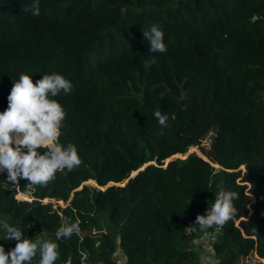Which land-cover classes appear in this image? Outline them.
Segmentation results:
<instances>
[{
    "label": "trees",
    "instance_id": "trees-1",
    "mask_svg": "<svg viewBox=\"0 0 264 264\" xmlns=\"http://www.w3.org/2000/svg\"><path fill=\"white\" fill-rule=\"evenodd\" d=\"M32 2L0 0V112L20 74L63 75L59 142L82 164L45 187L0 172V223L56 242L54 264H116L119 252L125 264H202L205 236L213 264H264V0H39L38 16L22 11ZM152 24L167 52L146 68ZM220 184L238 193L236 216L186 232ZM63 217L81 231L56 240Z\"/></svg>",
    "mask_w": 264,
    "mask_h": 264
},
{
    "label": "clouds",
    "instance_id": "clouds-1",
    "mask_svg": "<svg viewBox=\"0 0 264 264\" xmlns=\"http://www.w3.org/2000/svg\"><path fill=\"white\" fill-rule=\"evenodd\" d=\"M22 11L38 16L39 0H33ZM142 33L152 54L143 62L147 68L157 63L156 53L167 52V46L158 24H152ZM72 90V82L56 73L45 74L35 83L31 76L22 73L13 82L7 109L0 112V172L7 170V181L13 186L19 187V179H25L29 182L27 186L45 187L55 179L58 171H72L82 164L74 144L59 142L67 112L55 97L61 93L70 94ZM154 116L162 128L167 127L166 114L155 111ZM38 149H44L43 154ZM217 189L214 202L209 204L205 214L197 215L186 232L223 227L236 216L238 210L234 201L239 198L238 193L222 184L217 185ZM3 228L5 239L14 240L16 244L8 252L0 246V264H32L37 257V264H54L57 260L59 246L51 239L24 238L20 228L7 222ZM80 231L78 222L63 217L55 237L56 240L70 239Z\"/></svg>",
    "mask_w": 264,
    "mask_h": 264
},
{
    "label": "rangeland",
    "instance_id": "rangeland-1",
    "mask_svg": "<svg viewBox=\"0 0 264 264\" xmlns=\"http://www.w3.org/2000/svg\"><path fill=\"white\" fill-rule=\"evenodd\" d=\"M215 136V131H212L203 141H202V146H204L205 149L207 150H210L211 148V144L213 142V138ZM15 147V146H13ZM198 150V149H197ZM196 150V151H197ZM199 151V150H198ZM192 152L189 151V153ZM200 152V151H199ZM196 153V152H194ZM176 156H180V155H176ZM205 160H208L207 157ZM166 164L169 163V160H166L165 161ZM214 166L219 169L220 167L218 165H215ZM244 170V168H242ZM133 176V175H132ZM85 185H90V186H95L94 184L92 183H85ZM19 199H27L25 196L23 195H19L18 196ZM4 223H0V227L3 226ZM3 228V227H2ZM213 241L210 240L207 236L201 238L199 241H197V246L196 248L198 249V251L201 253V257H202V264H213V262L216 263V261L214 260V257L210 254L211 252V243ZM215 242V241H214ZM255 259L256 256L254 257ZM122 262L124 261V257H123V260H121ZM248 260H241L238 264H248Z\"/></svg>",
    "mask_w": 264,
    "mask_h": 264
},
{
    "label": "water",
    "instance_id": "water-1",
    "mask_svg": "<svg viewBox=\"0 0 264 264\" xmlns=\"http://www.w3.org/2000/svg\"><path fill=\"white\" fill-rule=\"evenodd\" d=\"M194 152H196V151H194ZM194 152H190L188 155H190V154H192V153H194ZM196 153H197V152H196ZM177 158H180V157H173V158L169 159V162H171L172 160L177 159ZM151 164H154V165H155V163H150V164H148V165H151ZM148 165H146L144 168H142L141 170H139L138 172H136V174L133 175V176H131V178L135 177L140 171L144 170ZM113 185H116V184H114V183H110V184L108 185V187L113 186ZM95 186H97L96 183H95ZM261 262H264V261L261 260Z\"/></svg>",
    "mask_w": 264,
    "mask_h": 264
},
{
    "label": "built area",
    "instance_id": "built-area-1",
    "mask_svg": "<svg viewBox=\"0 0 264 264\" xmlns=\"http://www.w3.org/2000/svg\"><path fill=\"white\" fill-rule=\"evenodd\" d=\"M123 255L119 252L118 254H117V262H116V264H125V258H124V261L122 262L121 260H123Z\"/></svg>",
    "mask_w": 264,
    "mask_h": 264
},
{
    "label": "bare ground",
    "instance_id": "bare-ground-1",
    "mask_svg": "<svg viewBox=\"0 0 264 264\" xmlns=\"http://www.w3.org/2000/svg\"><path fill=\"white\" fill-rule=\"evenodd\" d=\"M12 135H13V137H15V135H16V134H15V133H13Z\"/></svg>",
    "mask_w": 264,
    "mask_h": 264
}]
</instances>
